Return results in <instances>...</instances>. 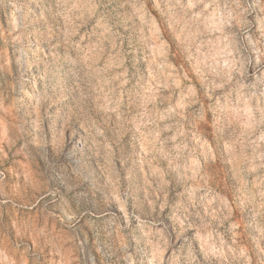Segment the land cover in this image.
Here are the masks:
<instances>
[{
    "label": "rangeland",
    "instance_id": "obj_1",
    "mask_svg": "<svg viewBox=\"0 0 264 264\" xmlns=\"http://www.w3.org/2000/svg\"><path fill=\"white\" fill-rule=\"evenodd\" d=\"M0 264H264V0H0Z\"/></svg>",
    "mask_w": 264,
    "mask_h": 264
}]
</instances>
